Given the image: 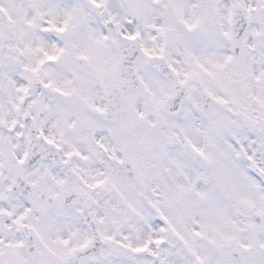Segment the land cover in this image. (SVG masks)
<instances>
[{"label":"snow or ice","instance_id":"snow-or-ice-1","mask_svg":"<svg viewBox=\"0 0 264 264\" xmlns=\"http://www.w3.org/2000/svg\"><path fill=\"white\" fill-rule=\"evenodd\" d=\"M0 264H264V0H0Z\"/></svg>","mask_w":264,"mask_h":264}]
</instances>
